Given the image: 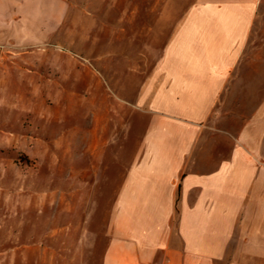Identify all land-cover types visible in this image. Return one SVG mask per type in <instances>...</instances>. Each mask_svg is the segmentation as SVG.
Listing matches in <instances>:
<instances>
[{"label":"crops","instance_id":"1","mask_svg":"<svg viewBox=\"0 0 264 264\" xmlns=\"http://www.w3.org/2000/svg\"><path fill=\"white\" fill-rule=\"evenodd\" d=\"M261 4L196 0L149 69L137 61L131 114L135 133L142 130L129 138L127 166L119 147L129 104L95 71L86 68L94 86L84 92L53 80L48 93L84 101L71 106L68 123L54 106L0 102V209L7 213L15 193L22 211L30 209L24 200L45 208L52 196L69 220L55 233L82 236L89 209L112 184L100 264H264V56L245 73V88L233 77ZM52 58L1 57L19 64L4 70L21 75L17 94L39 100L47 88L40 67ZM227 89L241 104L218 113ZM12 91L0 82V95Z\"/></svg>","mask_w":264,"mask_h":264},{"label":"rangeland","instance_id":"2","mask_svg":"<svg viewBox=\"0 0 264 264\" xmlns=\"http://www.w3.org/2000/svg\"><path fill=\"white\" fill-rule=\"evenodd\" d=\"M195 2L0 0V82L13 89L11 95L1 94L0 102L4 103L7 98L15 106L21 103L34 108L54 106L59 110L57 113L62 114L60 116L67 115L68 123L71 106L80 108L84 101L48 93L53 80L59 82L61 88L84 92L94 86L85 77L86 68L95 71L99 80L113 88V97L129 104L125 111V139L119 147L126 155L127 166L133 152V143L129 142V138L139 135L142 130L135 133V117L131 114L137 94V61L143 70L149 69L151 61L159 55L171 31ZM149 27L155 29L152 37H149ZM15 54L54 57L51 62L40 67L41 75L47 78V88L44 89L46 93L40 95L41 100L38 95L17 94L21 75L15 69L14 73L4 70L8 65L19 64H9L1 59ZM261 56H264V4L259 6L247 46L233 73V77L238 78L236 82L239 87L245 88V73L259 63L257 61L261 60ZM70 58H75V62ZM76 60L83 67L77 65ZM29 66L37 69L33 64ZM259 69L264 71V67ZM21 98L26 100L22 101ZM236 98L227 89L221 95L216 111L230 114L231 107L241 102L240 98ZM136 120L141 122L137 115ZM117 147L118 144H113L110 150L111 163H116L113 158L118 151ZM16 187L13 186L14 189ZM115 188L111 184L104 186L103 193L100 191L98 203L89 209L87 229L82 236L77 232L70 233L68 229L64 233H55V229L60 226H69V220L61 221L64 216L53 205L52 196L48 197L50 205L45 208L39 207L37 200L30 197L29 201H23L24 206L29 203L30 209L24 208L22 211V203L15 193L7 213L0 209V264H100L105 241L103 220L106 204L111 203ZM29 191L33 194L41 189L29 186Z\"/></svg>","mask_w":264,"mask_h":264}]
</instances>
